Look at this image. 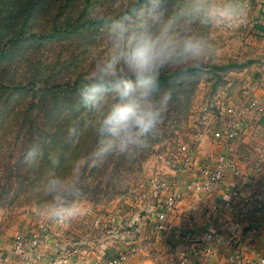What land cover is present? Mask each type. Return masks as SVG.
Returning <instances> with one entry per match:
<instances>
[{"label":"trees","instance_id":"16d2710c","mask_svg":"<svg viewBox=\"0 0 264 264\" xmlns=\"http://www.w3.org/2000/svg\"><path fill=\"white\" fill-rule=\"evenodd\" d=\"M175 2L170 0L171 4ZM131 3L132 0H0V140L5 134L12 136L5 151L7 160L0 162L1 201L12 202L15 194L12 192L19 190L27 179L30 152L40 150L38 166L45 160L50 161L52 156H58L62 165L68 147L72 145L66 140L68 127L76 125L82 129L80 142L75 144L81 150L79 157L87 156L98 148V138L84 127L87 119L84 115L79 116L80 113L77 115L79 108L84 109L78 88L90 70H83V66L78 65L81 53L75 52V48L106 36V25L98 17L105 14L107 20L108 16L118 15ZM33 40L49 45L47 49L54 47L58 53L56 60L46 62L37 53L38 57L31 63L34 67L24 71L26 76L23 77L18 74L16 64L26 61L23 52ZM62 50L66 51L64 56H61ZM104 56L101 53L94 55L89 64L96 62L97 57L102 60ZM55 64H66L65 68L73 66V70L66 79L58 74L61 72H56L55 77L56 70H49ZM245 66V62H224L205 63L199 68L165 70L161 76V91L171 86L169 81L173 75H181L182 82L175 87L158 134L150 139L146 149L132 156H113L101 167L85 169L79 178L81 193L90 194L97 201L96 195H108L109 189H112V196L126 190L121 191L120 187L135 171H141L143 162L157 150L155 146L174 138L182 130L190 98L200 76L209 71L214 76L213 82H218L220 71ZM16 95L29 97L19 104L15 102ZM61 169L64 174L70 172V168L64 165Z\"/></svg>","mask_w":264,"mask_h":264},{"label":"clouds","instance_id":"9594fccd","mask_svg":"<svg viewBox=\"0 0 264 264\" xmlns=\"http://www.w3.org/2000/svg\"><path fill=\"white\" fill-rule=\"evenodd\" d=\"M247 16L246 0H132L116 16L98 17L106 25L107 55L97 57L81 81L80 103L88 113L84 127L99 140L98 148L73 160L62 173L60 158L36 186L37 215L48 222L67 225L82 215L79 178L85 169L103 166L113 156H132L146 149L158 134L163 114L173 99L181 75H173L170 87L161 91V76L168 69L199 68L217 56V45L202 30L233 29ZM159 98L157 99V95ZM82 129H67L69 143L80 142ZM39 149L28 154L38 163Z\"/></svg>","mask_w":264,"mask_h":264},{"label":"crops","instance_id":"0c3cea01","mask_svg":"<svg viewBox=\"0 0 264 264\" xmlns=\"http://www.w3.org/2000/svg\"><path fill=\"white\" fill-rule=\"evenodd\" d=\"M246 3L247 16L243 25H247L253 37L262 39L264 0H246ZM259 51L264 52V43ZM260 67V76L247 80L241 87V101H236L239 92L229 97L234 104H241L245 96L252 98L257 106H261V110H251L244 115L239 134L228 145L214 140L212 132L200 134L199 130L193 138L183 134L169 142L164 154L163 176L158 184L160 202L153 206V210L163 205L168 191L179 190L191 181H203L201 168L219 151L224 152L245 176L244 185L241 186L239 180L226 170L222 179L208 189L181 191L176 204L166 216L168 230L153 228L155 214L152 207L131 220L125 221L122 217L120 221L124 222L125 229L122 224L119 240L110 239L99 245L92 244L85 234H71V230L59 234L46 232L48 237L45 240L41 238V232L25 230L40 239V257L33 264H47L52 254H59L55 250L60 247L59 240L66 246L77 243L80 255L85 258L104 259L126 251L128 257L122 264H236L229 261L230 253H236L241 258L237 264H258V257L264 254V62ZM214 118L213 122L216 120ZM184 156L189 157L188 164H183ZM222 200L230 202L231 206L224 208ZM214 201L219 203V209L212 213L209 207ZM245 226L257 229L251 240L241 235V229ZM210 231L214 233L213 238L204 239L203 236ZM187 232L191 234L189 241H185L184 237ZM8 237L0 234V264H23L10 257Z\"/></svg>","mask_w":264,"mask_h":264},{"label":"rangeland","instance_id":"374dc122","mask_svg":"<svg viewBox=\"0 0 264 264\" xmlns=\"http://www.w3.org/2000/svg\"><path fill=\"white\" fill-rule=\"evenodd\" d=\"M112 6L115 8L114 4H112ZM192 35H203L206 39L211 40L217 45V56L206 62V64L245 62L246 66L243 68L232 67L220 71V79L218 82H213L214 76L209 71H205V73L200 76L190 98L188 114L182 125V130L175 134L174 139L181 135L183 136V134H187V138H193L198 132L200 134H206V131L207 134L208 132L211 133L218 124L220 125L221 120L225 122L228 121V116L225 115V112L221 109L226 106L237 108L242 106L243 102L241 104H234L230 98L233 97L232 95L239 92L237 96L238 100L236 101H241L240 90L243 89L241 87L247 80L260 76V71L258 69L261 68L260 66L263 65L264 62V52L259 51V48L264 43V38L260 39V37H253L246 24H241L229 30L218 29L207 31L194 26ZM47 47H49V45H45L40 40L30 41L28 47H26V50L23 52L26 61L16 64L18 74L23 77L26 76L24 71L34 67L31 66V63H33V58L38 57L37 53H39V58L43 62L49 59L56 60V54L58 53L56 49H54V47L47 49ZM34 48H36V51H33ZM107 48L108 39L106 36L95 38L94 42L91 41L89 44L85 43L75 48V52L81 53V62L78 65L83 66V70L86 69V71H89L92 66V62L89 64L90 58L99 53L107 55ZM64 52L66 51L62 50L61 56H64ZM69 52L71 51L69 50ZM28 54L30 55L27 56ZM71 54L74 55L73 52H71ZM66 66V64H63V66L55 64L50 67L49 70H56L53 74L55 77L56 72H61L58 74L64 77L63 79H66L65 77L69 76V73L73 70V66L65 68ZM12 68L13 67H11V69ZM16 77L18 79H23L17 75ZM14 97H17L15 102L20 104L22 101L28 99L29 95H16ZM249 111L251 110H246L244 115ZM79 113L81 114L79 116L82 117L84 115L86 119L88 118V113H86L84 109L79 108L77 110V115ZM214 117H216L215 122H213L215 119ZM8 130L7 128L6 131ZM10 139H12L11 134H5L0 140V162L4 163L7 160V153L5 151ZM172 139L173 138L163 140L159 145L155 146L157 150L150 154L149 158L143 162L141 171L132 172L133 174L130 175L122 187H120L121 191L122 189H126L122 193L112 196V189H109L108 195H105V193L96 195V198H99L97 201H95V197H92L90 194H82V215L77 220L67 225H58L48 222L37 215L36 210L39 204V198L36 194V186L43 173L50 167V161L45 160L40 166L36 163H29L27 165L29 167L26 173L27 179L24 180L19 190L12 192L15 193L13 194L12 202L7 203L8 201H1L0 199V234H6L11 240V236L15 233L25 232L30 234L31 232H51V234H55L56 232V234H59L66 232V230H71V234L73 235L79 234L78 236H80L85 234L86 238L95 245H99L110 239L119 240L120 234H114L113 229L115 227H121L122 224L125 229L124 222L120 221L122 217L125 221L131 220V218L138 213L159 204V178L163 176L161 173L164 172L163 165L166 159L164 157L166 155L164 154H166L168 149L167 145ZM80 151L81 150L76 147L75 144L69 145L68 152L62 165L71 168L73 160L81 158L79 157ZM48 156H50V153ZM35 166H38V168H35ZM59 170L64 173L61 168ZM116 219L118 221H114ZM58 226L61 231L58 230ZM25 230H30L31 232H26ZM66 235H69V233H66ZM84 240L86 241L85 238Z\"/></svg>","mask_w":264,"mask_h":264},{"label":"built area","instance_id":"2783aa9c","mask_svg":"<svg viewBox=\"0 0 264 264\" xmlns=\"http://www.w3.org/2000/svg\"><path fill=\"white\" fill-rule=\"evenodd\" d=\"M221 110L225 112V115L228 116V121L221 120L220 125L212 131V138L222 145H228L234 138L239 134L240 127L242 124V117L246 110H255L260 111L261 106H257L256 102L252 98H248L245 96L242 106L240 108L233 106L223 107ZM226 124V125H225ZM189 157L184 156L183 164H188ZM226 170H229L233 176H235L239 180V184L242 186L246 183V178L242 174V172L230 161V159L225 156L224 152H217L213 155L212 159H210L202 168L201 174L203 177V181L200 182H189L184 184V186L177 190L172 189L168 191L166 196L163 198V205H161L156 211L155 220L153 222V228L155 230H168V225L166 221V216L168 211L176 204L175 201L181 195V191L193 189H208V187L215 182H218L222 179ZM224 208H229L230 202L221 201ZM219 203L215 202L209 207L210 212L214 213L219 208ZM241 235L247 240H251L257 233V229L255 227H246L241 229ZM114 234H121L122 228L115 227L113 229ZM41 238L43 240L47 239L48 234L45 232H41ZM213 232H206L203 236L206 240H211L213 238ZM185 241H189L191 239V234L187 232L185 235ZM39 237L35 234L28 233H15L10 240V248L9 255L10 257L23 262V264H33L35 259L40 257L39 253ZM56 247L59 254H52L47 264H122V262L128 257V252L122 251L118 254L111 255L107 258H85L80 255V250L78 249V245L71 244L69 246L61 243ZM1 254V248H0ZM229 261L235 262L236 264L241 261V258L236 253L229 254ZM258 264H264V254H261L257 259Z\"/></svg>","mask_w":264,"mask_h":264}]
</instances>
